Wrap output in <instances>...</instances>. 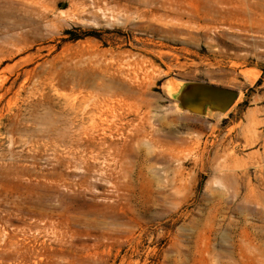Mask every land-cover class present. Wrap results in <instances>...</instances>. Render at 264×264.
Returning <instances> with one entry per match:
<instances>
[{"label": "rangeland", "instance_id": "rangeland-1", "mask_svg": "<svg viewBox=\"0 0 264 264\" xmlns=\"http://www.w3.org/2000/svg\"><path fill=\"white\" fill-rule=\"evenodd\" d=\"M0 264H264V0H0Z\"/></svg>", "mask_w": 264, "mask_h": 264}, {"label": "crops", "instance_id": "crops-1", "mask_svg": "<svg viewBox=\"0 0 264 264\" xmlns=\"http://www.w3.org/2000/svg\"><path fill=\"white\" fill-rule=\"evenodd\" d=\"M176 94H178V99L180 102H189L191 98L195 100L202 108L209 106L208 103L211 102L207 97L209 90L204 86H192L187 90H184L182 84L176 85Z\"/></svg>", "mask_w": 264, "mask_h": 264}, {"label": "trees", "instance_id": "trees-1", "mask_svg": "<svg viewBox=\"0 0 264 264\" xmlns=\"http://www.w3.org/2000/svg\"><path fill=\"white\" fill-rule=\"evenodd\" d=\"M76 38H77L76 36L69 37V39H76Z\"/></svg>", "mask_w": 264, "mask_h": 264}]
</instances>
